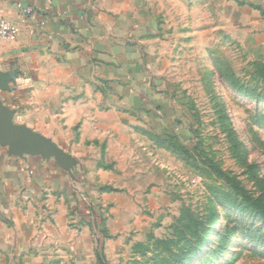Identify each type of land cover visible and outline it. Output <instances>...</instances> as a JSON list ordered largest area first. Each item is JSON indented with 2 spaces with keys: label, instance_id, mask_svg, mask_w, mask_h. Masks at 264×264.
Instances as JSON below:
<instances>
[{
  "label": "rangeland",
  "instance_id": "obj_1",
  "mask_svg": "<svg viewBox=\"0 0 264 264\" xmlns=\"http://www.w3.org/2000/svg\"><path fill=\"white\" fill-rule=\"evenodd\" d=\"M119 1L152 27L135 130L0 167V264H264V0Z\"/></svg>",
  "mask_w": 264,
  "mask_h": 264
},
{
  "label": "crops",
  "instance_id": "obj_2",
  "mask_svg": "<svg viewBox=\"0 0 264 264\" xmlns=\"http://www.w3.org/2000/svg\"><path fill=\"white\" fill-rule=\"evenodd\" d=\"M19 1L33 13L22 15ZM121 8L119 0H0V16L20 28L15 42H0V72L15 74L0 88V105L14 111V123L43 137L67 130L108 150L124 145L134 107L146 103L140 89L151 61L140 41L152 27ZM0 167L33 180L45 159L13 154L0 141Z\"/></svg>",
  "mask_w": 264,
  "mask_h": 264
},
{
  "label": "water",
  "instance_id": "obj_3",
  "mask_svg": "<svg viewBox=\"0 0 264 264\" xmlns=\"http://www.w3.org/2000/svg\"><path fill=\"white\" fill-rule=\"evenodd\" d=\"M14 73L0 72V88L7 89ZM14 111L0 105V141L9 145L13 154L22 156H54L60 164H71V158L58 145L46 141L33 129L13 122Z\"/></svg>",
  "mask_w": 264,
  "mask_h": 264
},
{
  "label": "built area",
  "instance_id": "obj_4",
  "mask_svg": "<svg viewBox=\"0 0 264 264\" xmlns=\"http://www.w3.org/2000/svg\"><path fill=\"white\" fill-rule=\"evenodd\" d=\"M18 9L22 15H30L33 13L34 8L32 6H25L23 2H17ZM20 32L19 25L11 20L0 16V42L9 43L15 42Z\"/></svg>",
  "mask_w": 264,
  "mask_h": 264
},
{
  "label": "trees",
  "instance_id": "obj_5",
  "mask_svg": "<svg viewBox=\"0 0 264 264\" xmlns=\"http://www.w3.org/2000/svg\"><path fill=\"white\" fill-rule=\"evenodd\" d=\"M199 248H197L195 251H197ZM186 259L183 260L182 264H187L188 261L185 262Z\"/></svg>",
  "mask_w": 264,
  "mask_h": 264
}]
</instances>
